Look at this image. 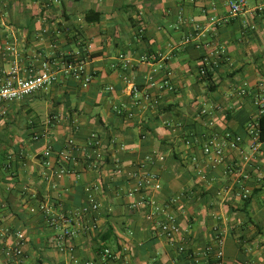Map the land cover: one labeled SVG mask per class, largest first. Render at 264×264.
<instances>
[{"label":"crops","instance_id":"1","mask_svg":"<svg viewBox=\"0 0 264 264\" xmlns=\"http://www.w3.org/2000/svg\"><path fill=\"white\" fill-rule=\"evenodd\" d=\"M247 3L231 16L227 0H0V73L48 65L59 89L0 102V264H70L50 241L42 203L73 219L74 254L84 261H99L109 228L102 248L117 255L109 264H190L189 252L195 264H264V144L247 158L249 128L264 112V0ZM88 11L100 20L87 22ZM67 62L91 81H77ZM43 97L55 100L39 107ZM38 132L46 135L36 140ZM226 132L244 138L241 149L227 146ZM207 136L225 145L222 163L204 154ZM146 156L161 185L150 193L159 210L133 207L139 194L125 193ZM91 185L100 206L84 213ZM170 215L176 227H160ZM16 232L25 235L20 262L3 251Z\"/></svg>","mask_w":264,"mask_h":264},{"label":"built area","instance_id":"2","mask_svg":"<svg viewBox=\"0 0 264 264\" xmlns=\"http://www.w3.org/2000/svg\"><path fill=\"white\" fill-rule=\"evenodd\" d=\"M229 14L231 16L238 15L243 12L248 7L247 0H227ZM215 18L211 17L213 21ZM77 53H79L77 51ZM123 54L120 55V58H123ZM73 62V61H72ZM67 62L66 72H71L72 76L78 81L80 80L84 86H86L92 79V74L90 72H85L83 66L79 63ZM128 62V60H126ZM127 64V63H126ZM199 75L201 79L207 76V68L200 67ZM57 72L53 68L48 65H44V67L35 72L29 73L27 76H22L17 67H14L9 72L0 73V102H9V101H17L25 99L26 97L32 96L33 94L43 91L49 87H51L57 81ZM154 84V80L151 81ZM166 82V81H165ZM113 87H109L112 89ZM240 91V94L245 93V88ZM131 90L133 93H138V88L135 84L131 85ZM202 113H208L209 111L206 108L201 110ZM259 129L258 123L255 127L249 128V153L247 155L248 159H253L255 155L259 152L260 147L264 144L263 141L259 139ZM46 132H38L33 135V138L38 140L41 136H45ZM224 140L227 142V146L234 150H239L242 148V144H244V138L239 134H232L230 132H226L224 135ZM191 142V141H189ZM70 145L75 144L74 139L69 140ZM94 139L87 140L86 145L88 147L93 146ZM203 152L206 156H209L213 163L219 164L222 163L225 159V145L222 143H216L213 137H205L203 144ZM51 153L50 146H46L43 151L44 157H49ZM61 158H68V154L66 151L60 152ZM46 164H49V159H47ZM152 156H146L139 163V171L135 174L136 181L133 184H130L126 188V195L129 197H137L139 194V198L132 203L133 207L139 206H152L153 209L159 210V206L157 205V201L150 194L151 191H156L161 189V185L159 182V177L152 171L153 164ZM89 166H96V159L93 157L91 161L88 163ZM65 168L61 170V172H65ZM241 175H244V171L241 172ZM247 176H245L246 178ZM97 187L94 185L88 186V196L86 204L82 207L81 211L84 213L90 212L91 210H96L100 206V201L98 197H95ZM249 196V191L244 190L241 193V198L244 200ZM38 210H40L47 222L51 225L54 230L50 241L54 243L56 246L60 247L68 251L70 255V264H109L111 259H114L117 255L112 251L109 246H106L102 249L99 255V261L96 260H81L74 254V230L72 227L73 219L64 213L54 214L49 210L46 204H40L38 206ZM152 209V208H151ZM152 209V210H153ZM151 212V211H150ZM152 213V212H151ZM151 213H148L150 215ZM173 216H169L168 219H162L159 223V226L168 229V225L173 223V228H175ZM1 224V221H0ZM15 236L17 238V242L14 245L6 244V247L3 249L5 253V257L7 259L13 260L15 262H20L22 258H24V242L25 235L22 232H16ZM218 245L216 246V256L219 260L223 259L224 256V242L222 238H218ZM180 251L184 250L183 245L179 247ZM213 247H208L207 251L211 252ZM187 253V252H186ZM187 257L191 260L190 264H195L194 261L196 257L193 252L187 253Z\"/></svg>","mask_w":264,"mask_h":264},{"label":"trees","instance_id":"3","mask_svg":"<svg viewBox=\"0 0 264 264\" xmlns=\"http://www.w3.org/2000/svg\"><path fill=\"white\" fill-rule=\"evenodd\" d=\"M84 17H85V20L87 22H95V21L100 20V16L94 11H88ZM91 56H93V55H91ZM67 59L69 61H71V60L77 61L78 58L76 59V55H74V53H71V54L67 55ZM203 66L207 68V65H205V64L201 65L200 67H203ZM210 77H211V72L207 68V76L203 77V79L205 81H207L210 79ZM226 116L230 117V111L227 113ZM258 129H259V132H258L259 133V139L264 142V112L258 117ZM163 190L164 191L167 190L165 186H164ZM249 199H250L249 196L246 199H244V201H245L244 205H247V202H249ZM99 238H100V241H102L103 243L111 242L112 241V235H111L110 229L108 228L106 231L101 233ZM102 244L100 245L101 249H103L102 247L104 246V244L103 245Z\"/></svg>","mask_w":264,"mask_h":264},{"label":"rangeland","instance_id":"4","mask_svg":"<svg viewBox=\"0 0 264 264\" xmlns=\"http://www.w3.org/2000/svg\"><path fill=\"white\" fill-rule=\"evenodd\" d=\"M45 91H48L49 93H51L52 91H59V89H54L53 87H49V88L43 90V93H45ZM49 95H51V94H49ZM43 98L39 99V101L37 102V105L39 107H45V106L49 105L51 103V101L53 102L55 100L54 98H48V97L47 98L45 97L44 99ZM50 99H51V101H49ZM5 105H9V104H5Z\"/></svg>","mask_w":264,"mask_h":264}]
</instances>
